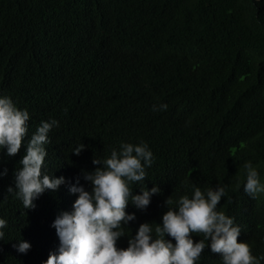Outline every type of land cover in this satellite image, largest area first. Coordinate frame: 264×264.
<instances>
[{
  "label": "trees",
  "instance_id": "1",
  "mask_svg": "<svg viewBox=\"0 0 264 264\" xmlns=\"http://www.w3.org/2000/svg\"><path fill=\"white\" fill-rule=\"evenodd\" d=\"M0 96L29 113L18 154L0 149V173L7 170L0 264H46L58 254L53 223L73 211L78 193L70 187L91 191L84 174L103 166L93 159L109 158L122 143L146 144L153 154L145 180L130 182L132 195L161 191L146 209L129 198L135 219L118 248L143 223L155 238L167 198L175 208L194 187H225L216 210L240 228L238 242L264 256V212L244 191L243 167L264 170V0H0ZM52 120L58 126L48 133L42 173L65 183L26 209L7 189L15 188L29 139ZM21 241L31 246L25 253L17 251ZM196 264L223 261L206 247Z\"/></svg>",
  "mask_w": 264,
  "mask_h": 264
},
{
  "label": "clouds",
  "instance_id": "2",
  "mask_svg": "<svg viewBox=\"0 0 264 264\" xmlns=\"http://www.w3.org/2000/svg\"><path fill=\"white\" fill-rule=\"evenodd\" d=\"M166 109V104L159 106V110ZM28 121L26 110H19L10 97L0 96V149H6L9 157L21 149ZM54 126H58V121L42 122L31 136L26 154L19 161L22 167L14 173L15 188L7 189L8 193L17 190L16 195L26 209H34L33 201L45 190L56 191L65 183L64 177L53 178L42 173L47 154L44 145L49 143L48 133ZM83 148L81 144L73 152L79 155ZM152 162L153 154L143 143H122L120 150H112L109 158L93 159L94 165L103 166L84 174V179L91 182V191L83 186L70 187L69 191L78 193V198L73 211L62 213L53 223L60 244L58 254L50 253L46 264H196L206 247L221 256L223 264H261L264 256H253L247 243L238 242L240 228L224 212L216 210L226 195L225 187L210 188L206 193L194 187L192 198L181 196L175 208L169 207L174 201L167 198L168 210L162 216V224H156L155 238L151 224L143 223L129 239L128 247L118 248L117 241L125 236L123 227L135 219L134 214L126 212L129 198L136 208L146 209L151 196L161 191L153 187L150 191L143 189L141 195H132L129 186L130 182L145 180V167H150ZM243 167L246 170L244 191L256 198L257 194L264 193V185L251 162ZM6 173L5 169L0 175ZM4 227L6 221L0 219V229ZM193 234L203 239L194 242ZM3 236L4 232L0 231V239ZM30 247L21 241L17 251L25 253Z\"/></svg>",
  "mask_w": 264,
  "mask_h": 264
},
{
  "label": "rangeland",
  "instance_id": "3",
  "mask_svg": "<svg viewBox=\"0 0 264 264\" xmlns=\"http://www.w3.org/2000/svg\"><path fill=\"white\" fill-rule=\"evenodd\" d=\"M258 177H259L260 183L264 185V170H262L259 173ZM256 198H257V204H258L257 213L263 214L264 212V193L257 194Z\"/></svg>",
  "mask_w": 264,
  "mask_h": 264
}]
</instances>
